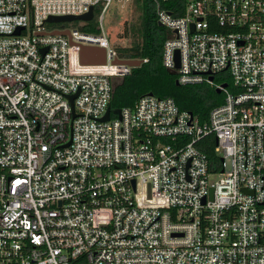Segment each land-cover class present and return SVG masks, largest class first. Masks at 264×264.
I'll use <instances>...</instances> for the list:
<instances>
[{
	"label": "built area",
	"instance_id": "2783aa9c",
	"mask_svg": "<svg viewBox=\"0 0 264 264\" xmlns=\"http://www.w3.org/2000/svg\"><path fill=\"white\" fill-rule=\"evenodd\" d=\"M152 1L163 63L222 91L204 118L153 92L100 118L134 66L111 0H0V264H264V0Z\"/></svg>",
	"mask_w": 264,
	"mask_h": 264
},
{
	"label": "trees",
	"instance_id": "16d2710c",
	"mask_svg": "<svg viewBox=\"0 0 264 264\" xmlns=\"http://www.w3.org/2000/svg\"><path fill=\"white\" fill-rule=\"evenodd\" d=\"M140 4L139 38L132 40L127 45L117 44L116 51L119 56L139 57L142 58V61L132 66L129 73L119 76L115 80L109 101L111 109L132 104L141 94L152 91L158 95H171L180 107L189 109L204 118L210 107L222 100V91H218L205 81L176 82V71L168 68L162 61V46L168 29L158 22L152 0H140ZM166 5L172 11H176L170 6V1ZM74 22L78 23L77 20ZM79 26L82 29L97 30L95 19H92L89 24H79ZM196 143L206 151L212 167H217L219 155L215 149L214 133L206 134Z\"/></svg>",
	"mask_w": 264,
	"mask_h": 264
},
{
	"label": "rangeland",
	"instance_id": "374dc122",
	"mask_svg": "<svg viewBox=\"0 0 264 264\" xmlns=\"http://www.w3.org/2000/svg\"><path fill=\"white\" fill-rule=\"evenodd\" d=\"M95 15H97V10ZM103 16L102 26L115 49L117 44L127 45L139 38L140 0H111Z\"/></svg>",
	"mask_w": 264,
	"mask_h": 264
},
{
	"label": "water",
	"instance_id": "95a60500",
	"mask_svg": "<svg viewBox=\"0 0 264 264\" xmlns=\"http://www.w3.org/2000/svg\"><path fill=\"white\" fill-rule=\"evenodd\" d=\"M92 6L83 13L73 14V13H66V14H50L47 19L51 21H61V20H71V19H80L83 22L84 19L90 18L92 16ZM160 23V21H158ZM18 31V29H17ZM52 32H60V33H68L66 28H54ZM79 58L80 61L83 63H101L105 61L106 58V50L105 47L98 44L93 43H79ZM116 61H124L130 63L132 65H137L142 61V58L139 57H125V58H117ZM178 57L176 60V66L178 65ZM174 70V69H173ZM176 82L179 83V80L176 78ZM219 90V87H216ZM77 92L70 94V99L72 100L73 96ZM148 93H152V91H148ZM115 112L120 111V107H115L112 109ZM110 114V106H108L105 112L100 116V118L105 119L108 118ZM209 196H212V186L210 187Z\"/></svg>",
	"mask_w": 264,
	"mask_h": 264
}]
</instances>
